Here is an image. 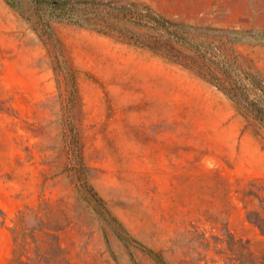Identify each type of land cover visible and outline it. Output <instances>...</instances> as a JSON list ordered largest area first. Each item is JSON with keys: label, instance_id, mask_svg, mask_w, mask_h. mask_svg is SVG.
Here are the masks:
<instances>
[{"label": "rangeland", "instance_id": "1", "mask_svg": "<svg viewBox=\"0 0 264 264\" xmlns=\"http://www.w3.org/2000/svg\"><path fill=\"white\" fill-rule=\"evenodd\" d=\"M110 1L197 29L154 51L55 22L47 43L0 0V264L44 201L73 264H157L112 217L169 264H264V41L227 32L264 31V0Z\"/></svg>", "mask_w": 264, "mask_h": 264}, {"label": "trees", "instance_id": "2", "mask_svg": "<svg viewBox=\"0 0 264 264\" xmlns=\"http://www.w3.org/2000/svg\"><path fill=\"white\" fill-rule=\"evenodd\" d=\"M6 1L21 10L47 43L56 39L55 22L90 27L107 34H119L136 45L154 51L161 47L187 44L189 30L197 29L192 24L175 23L151 9L146 10L137 2L117 4L110 0ZM143 18L151 23L150 32L142 31ZM227 32L237 41H264V31L256 29H230ZM235 95L241 96L242 92L239 90ZM250 103L255 105L257 113L264 110L258 103ZM89 190L93 199L103 202L92 187ZM51 205L52 203L44 201L38 206L22 208L16 214L12 226L15 247L8 264H73L60 239V231L66 227L65 221L54 213ZM248 217L264 233V213H260L258 217ZM112 221L121 230L120 236L128 246L138 243L157 264H169L159 250L142 243L117 217H112ZM132 255L134 256L133 253Z\"/></svg>", "mask_w": 264, "mask_h": 264}]
</instances>
